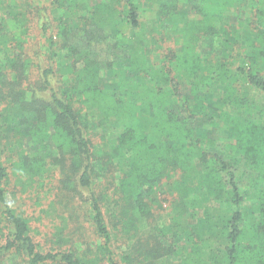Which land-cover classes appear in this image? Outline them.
Returning a JSON list of instances; mask_svg holds the SVG:
<instances>
[{
  "label": "trees",
  "instance_id": "1",
  "mask_svg": "<svg viewBox=\"0 0 264 264\" xmlns=\"http://www.w3.org/2000/svg\"><path fill=\"white\" fill-rule=\"evenodd\" d=\"M0 106L21 175L57 168L74 224L68 248L42 250L0 161V264H264V0H0Z\"/></svg>",
  "mask_w": 264,
  "mask_h": 264
},
{
  "label": "rangeland",
  "instance_id": "2",
  "mask_svg": "<svg viewBox=\"0 0 264 264\" xmlns=\"http://www.w3.org/2000/svg\"><path fill=\"white\" fill-rule=\"evenodd\" d=\"M190 4L183 3V8H188ZM144 10L141 9V13ZM151 13L143 12L141 17H150ZM247 14H243L246 16ZM227 20L231 24V27L234 28L235 16L231 14L227 15ZM30 45L27 49L28 54L33 58V52L37 50L38 46V31L35 29L30 30ZM99 52L101 59L111 58V53L104 47L100 46ZM32 58V59H33ZM35 60V59H33ZM45 58L42 57V63L45 64ZM37 62V60H35ZM32 69V78L31 81H34L36 78L37 71ZM4 106H0V161L3 166L6 168L8 173V183L6 185V194L8 200L11 202L12 208L16 211L17 214L26 218L29 222L31 235L34 241L40 245L41 249L48 251L50 249L56 248H68L67 238L73 233L74 224L69 221L68 213L63 212L65 210L61 205L66 203L65 199H59L61 197L57 196V186H58V171L57 168L52 169V172L43 179H36L32 183H27L25 175H21V169L18 166V159L21 148L16 145L13 146V141L15 140V130L14 126L9 125V120H5L4 117ZM210 137L222 144H230V140L226 136L225 128L223 126H216L213 129L209 130ZM23 140V139H22ZM30 139H25L24 141V150L27 155L32 156L37 152V147L33 146L30 143ZM22 145V142H21ZM51 145V155L55 154L53 150V143ZM49 168L51 165L49 164ZM163 189L165 194L159 197V205L154 204L152 206V214L156 217V223L160 225L170 224L169 214L172 210L173 195L169 190V184L164 183ZM173 203V204H172ZM80 205V204H79ZM81 210H84L81 205ZM81 212V211H80ZM81 217L79 222L83 230L90 232V224L85 221V218L80 213ZM62 216L66 218V222L63 223ZM196 216L193 213V210H190L184 220H182V226L189 232L192 233L193 223L196 222ZM188 226L189 228H187ZM59 231L62 232V236L59 235ZM65 237V238H64ZM76 240H74L75 242ZM164 241H167L170 244H175L180 246L183 244L182 239H175L172 241L168 236ZM2 243V242H1ZM6 264H17L18 258L13 255L6 257ZM184 259L180 256L171 257L164 261L165 264H183Z\"/></svg>",
  "mask_w": 264,
  "mask_h": 264
}]
</instances>
